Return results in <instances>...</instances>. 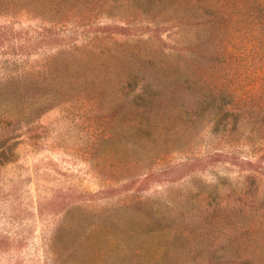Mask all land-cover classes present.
I'll return each mask as SVG.
<instances>
[{
  "label": "rangeland",
  "instance_id": "obj_1",
  "mask_svg": "<svg viewBox=\"0 0 264 264\" xmlns=\"http://www.w3.org/2000/svg\"><path fill=\"white\" fill-rule=\"evenodd\" d=\"M0 264H264V0H0Z\"/></svg>",
  "mask_w": 264,
  "mask_h": 264
}]
</instances>
